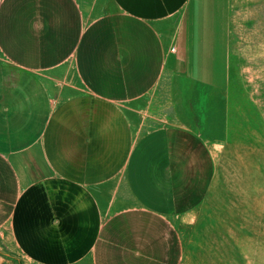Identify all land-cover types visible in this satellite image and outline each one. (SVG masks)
I'll return each mask as SVG.
<instances>
[{
  "label": "crops",
  "instance_id": "0c3cea01",
  "mask_svg": "<svg viewBox=\"0 0 264 264\" xmlns=\"http://www.w3.org/2000/svg\"><path fill=\"white\" fill-rule=\"evenodd\" d=\"M191 2L0 0V229L29 261L89 259L115 212H179L196 139L164 88L214 85Z\"/></svg>",
  "mask_w": 264,
  "mask_h": 264
},
{
  "label": "rangeland",
  "instance_id": "374dc122",
  "mask_svg": "<svg viewBox=\"0 0 264 264\" xmlns=\"http://www.w3.org/2000/svg\"><path fill=\"white\" fill-rule=\"evenodd\" d=\"M190 8L192 27L213 36L214 85L182 78L164 88L166 113L179 114L196 139L179 150V212L162 220L112 213V239L74 264H264V0H192ZM0 264H35L6 229Z\"/></svg>",
  "mask_w": 264,
  "mask_h": 264
}]
</instances>
